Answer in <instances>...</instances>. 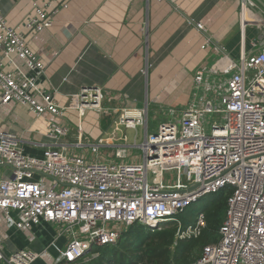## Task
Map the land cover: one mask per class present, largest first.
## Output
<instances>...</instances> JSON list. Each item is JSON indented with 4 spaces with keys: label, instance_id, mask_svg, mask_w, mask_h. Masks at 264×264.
Returning a JSON list of instances; mask_svg holds the SVG:
<instances>
[{
    "label": "built area",
    "instance_id": "1",
    "mask_svg": "<svg viewBox=\"0 0 264 264\" xmlns=\"http://www.w3.org/2000/svg\"><path fill=\"white\" fill-rule=\"evenodd\" d=\"M1 1L15 0H0V109L21 106L42 119L48 143L39 145V157L32 156L17 132L0 125V264L88 262L97 255L93 250L116 245L135 225L160 231L173 221L178 226L176 240L195 239L206 229L203 211L186 227L175 216L219 193L227 197L217 238L190 264H264V49L242 54L237 61L223 56L221 67L198 68L187 107L167 109L170 120L160 122L154 134L148 132L147 103L143 108H123L117 126L143 128V141L137 143L135 135L131 146H117L118 162L112 163L99 161L101 143L88 145V160L62 141L69 131L65 113L102 112V89L83 87L70 97L76 107L59 106L42 81L56 53L30 47L73 0H21L30 9L15 26L8 25ZM239 1L240 16L248 12L255 19L251 10H259L256 2ZM190 24L205 31L200 22ZM248 24L255 22L242 23ZM209 114L219 121L206 134ZM73 146L85 147L80 136ZM130 148L142 152V162L125 161ZM169 168L175 171L171 183L163 177ZM43 225L63 228L49 245L57 256L50 255L49 246L39 253L7 250L8 232L33 240L32 229ZM66 233V246L59 250L57 241Z\"/></svg>",
    "mask_w": 264,
    "mask_h": 264
},
{
    "label": "crops",
    "instance_id": "2",
    "mask_svg": "<svg viewBox=\"0 0 264 264\" xmlns=\"http://www.w3.org/2000/svg\"><path fill=\"white\" fill-rule=\"evenodd\" d=\"M257 7L251 10L254 19L248 12L240 16L239 0H73L53 16L52 27L30 44L34 51L44 48L56 53L47 62L42 81L54 92L59 106L76 107L70 97L83 87H99L103 92L102 112L70 109L65 113L69 131L62 141L88 160L92 159L88 145L101 143L99 161L118 162L116 147L131 146L126 135L130 130L123 132L117 126L123 108H143L147 103V112H164L160 117L169 108L182 110L198 68L221 67L223 56L237 61L242 54L264 49V9ZM1 9L8 25L15 26L30 5L21 0L1 1ZM192 21L203 24L205 31L196 30ZM206 40L208 46L202 50ZM1 124L21 136L32 156L39 157V145L48 143L44 121L21 106L0 109ZM79 136L85 145L82 149L73 146ZM125 161L136 162L130 150ZM31 233L33 240L14 230L8 232L7 250L39 253L56 237L52 225L33 228ZM66 242L62 236L57 248L63 250ZM48 251L53 257L58 254L50 246Z\"/></svg>",
    "mask_w": 264,
    "mask_h": 264
},
{
    "label": "trees",
    "instance_id": "3",
    "mask_svg": "<svg viewBox=\"0 0 264 264\" xmlns=\"http://www.w3.org/2000/svg\"><path fill=\"white\" fill-rule=\"evenodd\" d=\"M226 193L209 196L203 211L206 229L198 238L176 240V222L163 225L160 231H151L143 226L128 228L114 246L93 250L98 258L78 264H190L197 261L204 246L215 242L216 232L223 221L226 209ZM183 214V213H182ZM175 220L182 227L189 225L177 214ZM82 262V263H81Z\"/></svg>",
    "mask_w": 264,
    "mask_h": 264
},
{
    "label": "rangeland",
    "instance_id": "4",
    "mask_svg": "<svg viewBox=\"0 0 264 264\" xmlns=\"http://www.w3.org/2000/svg\"><path fill=\"white\" fill-rule=\"evenodd\" d=\"M190 100H191V96H190V99L188 100V103L190 102ZM188 103L186 102L185 107H187ZM172 109L178 110V108H175V107ZM160 113H164V112L161 110H156L155 112H152V111L148 112V132L150 134L155 133L157 126L160 122H167L170 120V118L167 116V109L165 110V114H166L165 116L163 115V117H160ZM176 117H178V114L176 115ZM205 121H206L205 133L209 134L211 124L214 121H216V122L219 121V117L215 114H209L205 117ZM121 130L124 132L123 128H121ZM136 133L138 134L137 143H140L143 141V137H144L143 128H138L136 130V132L130 130V131L126 132L128 143L130 145L133 144V142H134L133 138L135 136L134 134H136ZM130 155L132 157H135V161L137 163L142 162V152L140 150L132 148V149H130ZM163 177L167 182L171 183L173 181V179L175 178L174 169L169 168V169H166L165 171H163ZM208 198H209V196L203 197L197 203L190 205L187 209L184 210V212H182L183 214L180 213V215H182L185 218L187 223H189V224L193 223L196 215L199 212H201L203 207L206 205ZM53 231H54V234L57 235L59 232H63V228L56 226V225H53ZM216 234H217V232H216ZM67 236H68L67 233L65 235H63V237L65 238L66 241H67ZM216 238H217V236H216ZM65 246H66V244H65ZM65 246H64V248H65ZM94 258L95 259L98 258L97 255ZM94 258H93V260H94Z\"/></svg>",
    "mask_w": 264,
    "mask_h": 264
},
{
    "label": "water",
    "instance_id": "5",
    "mask_svg": "<svg viewBox=\"0 0 264 264\" xmlns=\"http://www.w3.org/2000/svg\"><path fill=\"white\" fill-rule=\"evenodd\" d=\"M258 5H260L264 9V3L260 0H254Z\"/></svg>",
    "mask_w": 264,
    "mask_h": 264
}]
</instances>
